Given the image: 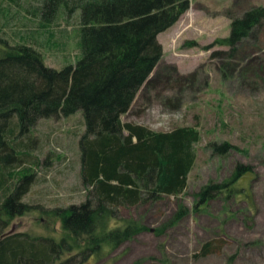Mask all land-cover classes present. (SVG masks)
<instances>
[{"label": "trees", "instance_id": "16d2710c", "mask_svg": "<svg viewBox=\"0 0 264 264\" xmlns=\"http://www.w3.org/2000/svg\"><path fill=\"white\" fill-rule=\"evenodd\" d=\"M190 3L0 0V264H86L150 230L133 218H123L120 208L184 193L196 161L199 131L181 126L156 132L124 123L121 116L163 57L158 35L173 26ZM78 11L82 55L76 64L61 69L46 65L30 38L15 42L6 30L16 13L34 27L27 29L33 38V30H49L59 14L68 20ZM263 23L264 6L252 7L232 19L229 36L217 43L235 52ZM78 111L85 120L79 139L84 199L56 207L26 202L35 172L26 168L12 182L11 168L26 162L34 141L30 137L40 121ZM214 149L225 154L237 147L224 142ZM250 172L251 166L240 164L225 182L205 185L196 196L195 209L222 195H242V188L234 185ZM33 212L41 214L46 227L55 229L59 222L62 235L7 232L16 217ZM187 212L180 205L176 219ZM210 246L205 243L201 254H209Z\"/></svg>", "mask_w": 264, "mask_h": 264}, {"label": "rangeland", "instance_id": "374dc122", "mask_svg": "<svg viewBox=\"0 0 264 264\" xmlns=\"http://www.w3.org/2000/svg\"><path fill=\"white\" fill-rule=\"evenodd\" d=\"M255 6H264V0H191L181 18L158 35L163 57L121 118L156 132L196 128V161L179 197L120 208L123 218L150 230L86 264H264V23L235 52L217 43L229 36L233 18ZM79 15L66 20L59 14L49 30H33L31 38L27 29L34 27L15 13L6 30L15 42L30 38L46 65L61 69L82 55ZM84 130L81 111L38 123L26 162L11 168L12 182L26 168L35 172L26 202L56 207L84 199L79 149ZM224 142L237 149L217 152L214 147ZM240 164L252 172L234 186L249 197L222 195L195 209L200 190L225 182ZM180 205L188 212L176 219ZM41 218L37 212L16 217L7 232L62 235L59 222L52 229ZM207 242L211 252L202 255Z\"/></svg>", "mask_w": 264, "mask_h": 264}]
</instances>
